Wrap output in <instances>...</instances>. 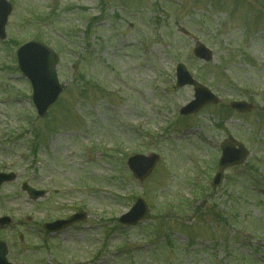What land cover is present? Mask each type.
<instances>
[{"label": "rangeland", "instance_id": "obj_1", "mask_svg": "<svg viewBox=\"0 0 264 264\" xmlns=\"http://www.w3.org/2000/svg\"><path fill=\"white\" fill-rule=\"evenodd\" d=\"M8 1L13 14L7 41H0V170L16 173L17 180L0 192V218L13 219L0 240L9 245V261L264 264V194L256 190L264 188V13L249 12L243 4L234 18L233 8L225 6L233 0H223L221 9L216 0H179L183 8L175 0H107L106 13L101 0ZM12 39L44 42L59 55L60 80L68 88L46 119H35L25 96L30 85L12 73ZM197 40L214 51L209 65L194 58ZM179 61L226 106L242 97L239 91H247L259 110L244 119L233 114L222 128L212 117L222 122L216 112L225 105L177 122V110L193 98L190 88L173 89ZM83 77L88 86L77 81ZM229 133L251 155L244 166L228 170L227 181L213 192L218 146ZM150 152L162 160L140 184L127 171L126 160ZM25 184L49 194L32 202L23 192ZM138 198L152 209L149 224L113 229L115 219ZM189 199H194L192 207L185 203ZM204 201L208 215L195 210ZM78 209L86 210L89 219L44 245L35 233L41 221ZM168 228L177 234L158 249L156 239ZM126 248L130 253L121 251Z\"/></svg>", "mask_w": 264, "mask_h": 264}, {"label": "water", "instance_id": "obj_2", "mask_svg": "<svg viewBox=\"0 0 264 264\" xmlns=\"http://www.w3.org/2000/svg\"><path fill=\"white\" fill-rule=\"evenodd\" d=\"M10 14L11 6L2 1L0 3V37L2 39H5L4 29L7 23L8 16ZM196 55L201 59H211L209 52L205 50L203 46H199V48L196 50ZM19 64L20 69L22 70L24 75L32 81L35 87V95L33 99L37 104L40 116L45 117L47 115L48 109L55 103L61 92L64 90L63 86H59L56 78V56L47 48L32 44L21 50L19 56ZM187 84L194 85L198 101H201V103L197 108L195 105L198 101L194 102L191 106L184 108L183 113L185 114L190 111L199 110L198 108H200L206 100H208L206 103L210 102L209 98H206V96L210 95L209 92L200 84L193 81L191 77L185 72V69L181 67L179 74V85L184 86ZM216 102V100L213 101V103ZM242 106H240V108ZM224 146L226 147V150H224V157L221 161L220 172L214 179L215 186H218L221 183V180L223 178L222 171L224 170V168H226V166L230 164H241L245 161L248 155V151L241 143L235 141L232 143L227 142L224 144ZM236 147H238V149H236ZM158 160L159 156L157 155H152L150 157L137 156L130 160L129 166L134 172L135 177L143 181L151 175ZM3 178L5 180H10L12 177L3 176ZM129 215L135 217V220H144L149 217V210L147 209L146 205L140 200L136 203L131 214ZM128 216L122 219V221H128ZM3 256L4 255L0 253V264L2 262Z\"/></svg>", "mask_w": 264, "mask_h": 264}]
</instances>
